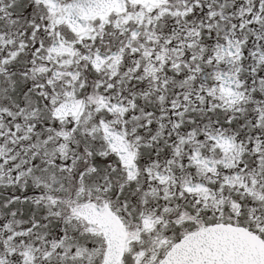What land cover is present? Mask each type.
I'll return each mask as SVG.
<instances>
[{
    "label": "snow or ice",
    "instance_id": "snow-or-ice-1",
    "mask_svg": "<svg viewBox=\"0 0 264 264\" xmlns=\"http://www.w3.org/2000/svg\"><path fill=\"white\" fill-rule=\"evenodd\" d=\"M0 264H264V0H0Z\"/></svg>",
    "mask_w": 264,
    "mask_h": 264
}]
</instances>
